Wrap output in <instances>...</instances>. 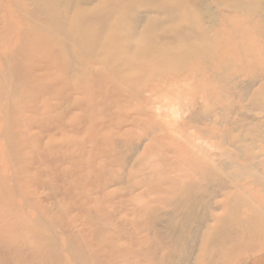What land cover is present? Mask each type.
Instances as JSON below:
<instances>
[{
    "label": "bare ground",
    "instance_id": "6f19581e",
    "mask_svg": "<svg viewBox=\"0 0 264 264\" xmlns=\"http://www.w3.org/2000/svg\"><path fill=\"white\" fill-rule=\"evenodd\" d=\"M0 264H264V0H0Z\"/></svg>",
    "mask_w": 264,
    "mask_h": 264
}]
</instances>
